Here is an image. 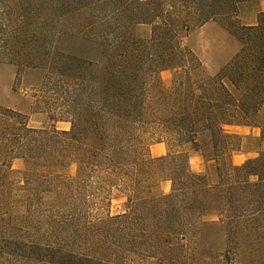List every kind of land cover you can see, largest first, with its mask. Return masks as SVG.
Masks as SVG:
<instances>
[{
	"label": "trees",
	"instance_id": "obj_1",
	"mask_svg": "<svg viewBox=\"0 0 264 264\" xmlns=\"http://www.w3.org/2000/svg\"><path fill=\"white\" fill-rule=\"evenodd\" d=\"M19 1L0 0V62L41 66L28 49L35 34L46 61L62 37L75 46L69 56L57 52L69 67L52 72L61 88L54 120L68 130L30 127L26 115L0 106L8 254L47 264H127L129 256L182 264L186 241L206 225L221 226L229 242L248 237L251 221L263 233L264 151L234 165L242 138L225 128L259 126L264 105V13L255 26L235 23L238 4L254 0ZM220 17L234 20L228 31L240 48L211 74L183 39ZM142 24L149 37L136 34ZM164 70L173 71L169 84ZM151 141L166 153L152 157ZM191 153L201 170L191 168ZM14 159L25 166L19 175ZM71 162L74 175L52 171ZM114 191L123 202L111 213Z\"/></svg>",
	"mask_w": 264,
	"mask_h": 264
},
{
	"label": "rangeland",
	"instance_id": "obj_2",
	"mask_svg": "<svg viewBox=\"0 0 264 264\" xmlns=\"http://www.w3.org/2000/svg\"><path fill=\"white\" fill-rule=\"evenodd\" d=\"M9 2L16 0H8ZM257 1V0H254ZM23 7L32 3L39 5L36 1L27 0L19 1ZM260 15L258 16V18ZM234 23L230 17H220L214 21H209V25L203 31L192 30L183 39L184 45L191 49L200 59L204 68L207 65H222L223 67L239 50L240 44L229 31L228 27ZM241 25L239 20L235 22ZM235 26V25H234ZM236 27V26H235ZM235 30V28H232ZM135 32L138 36L146 38L151 33V25L142 24L135 27ZM38 39L35 44H30L28 49H33V63L41 64V66H20L13 63L0 62V106L18 111L28 118V125L33 128H56L58 130H68L70 123L67 121H55L59 115L58 108L61 100L60 95V78L54 75L55 70L61 67H69L68 57H57V52H62L63 55L73 53L75 46L72 39L62 37L59 45L50 50L53 59L45 60V51L39 48L42 38L40 34H35ZM38 40V41H37ZM37 42V44H36ZM235 49L232 57L226 62L232 49ZM83 49L86 53H96L95 48L89 43L83 44ZM224 63V64H223ZM220 67V68H221ZM59 68V69H58ZM219 68V69H220ZM53 72V73H52ZM173 71L164 70L160 72V77L165 84H169ZM64 81V80H63ZM67 82V81H65ZM256 123L261 127L260 138L254 139L247 137L243 140L244 150H257V154L248 159L257 158L260 152L264 151V105L256 119ZM157 142L151 141L150 148ZM165 144V143H164ZM166 146V144H165ZM167 151V147L165 153ZM153 154H158L155 147L152 149ZM162 153V150H161ZM245 159L242 163H244ZM190 165L194 171H199L203 168L202 160L198 155L191 153ZM19 175L23 171L24 163L21 159H14L11 163ZM76 164L68 163L64 168L52 169L53 172H62L66 175H74L76 173ZM252 180H256L253 177ZM160 190L168 192L170 190V182L163 181L160 184ZM118 192L112 194V201L109 210L115 213L122 209L123 199L117 197ZM206 221H217L215 216H208ZM264 227V220L260 221ZM257 223L251 221L249 224L250 235L246 238L237 239L232 242L226 240L223 229L219 225H206L201 228L200 235L196 238L186 241L187 252L183 253L182 259L179 260L182 264H264V228L263 233L258 234L255 230ZM13 247L0 239V264H47L31 259L17 258L8 254ZM127 264H167L158 259L153 258H137L129 256L126 260Z\"/></svg>",
	"mask_w": 264,
	"mask_h": 264
},
{
	"label": "crops",
	"instance_id": "obj_3",
	"mask_svg": "<svg viewBox=\"0 0 264 264\" xmlns=\"http://www.w3.org/2000/svg\"><path fill=\"white\" fill-rule=\"evenodd\" d=\"M264 13V0L257 1H245L237 6V19L239 20L242 26H255L258 23V16ZM209 22L205 23L203 26L198 28L196 31H203ZM235 49H232V52L228 55V58L225 60L226 63L234 54ZM223 63V64H224ZM222 65L214 66L207 65L205 69L208 73H216ZM226 130L230 133L240 135L242 138V146L239 150H236L232 153L231 160L234 165H241L245 159H248L257 154V150H244L243 151V140L247 137L254 139L260 138L261 127L260 126H243V125H226ZM155 147L156 151H160L158 154H153L152 149ZM162 150V153H161ZM166 146L163 142L156 143L150 148L151 156L158 157L165 154ZM196 156L197 154L194 153Z\"/></svg>",
	"mask_w": 264,
	"mask_h": 264
}]
</instances>
